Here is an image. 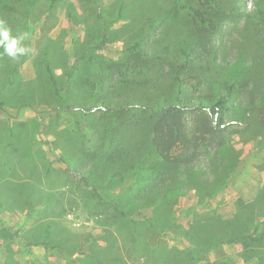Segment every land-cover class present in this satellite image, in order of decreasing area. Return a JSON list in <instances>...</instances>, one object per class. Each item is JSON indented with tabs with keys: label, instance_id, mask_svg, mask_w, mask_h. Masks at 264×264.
Returning <instances> with one entry per match:
<instances>
[{
	"label": "rangeland",
	"instance_id": "1",
	"mask_svg": "<svg viewBox=\"0 0 264 264\" xmlns=\"http://www.w3.org/2000/svg\"><path fill=\"white\" fill-rule=\"evenodd\" d=\"M220 1L0 0L30 49L0 55V264L260 263L228 235L264 184V0ZM226 85L223 132L164 162L144 107L180 100L191 131Z\"/></svg>",
	"mask_w": 264,
	"mask_h": 264
},
{
	"label": "trees",
	"instance_id": "2",
	"mask_svg": "<svg viewBox=\"0 0 264 264\" xmlns=\"http://www.w3.org/2000/svg\"><path fill=\"white\" fill-rule=\"evenodd\" d=\"M201 5L215 11L219 20H223L226 14L220 0H199ZM181 8L189 11L195 25L204 31L214 28L215 22L209 19L205 13L188 6ZM226 17V16H225ZM188 69L187 65L180 66L176 73L178 83L182 82L179 76L181 70ZM235 87L226 85L224 92L213 97H206L204 104L200 102L192 109L196 120L200 119V125L190 131L186 123L187 112L190 109L180 100L173 104H167L158 110L145 108V112H151L154 118L152 144L160 158L170 164L192 165L199 156V149L208 137L217 136L225 128V115L229 110L228 102L234 97ZM178 94H181L179 91ZM264 103V101H263ZM71 107L68 108V110ZM209 110V111H208ZM255 110V109H254ZM111 112V109H104ZM262 122H264V104L256 109ZM214 119L211 120V116ZM235 223H240L239 232L229 236V242L240 244L245 253L251 252L259 264H264V184L260 188L255 201L250 203H239L236 215L232 218ZM238 223V224H239ZM10 234L11 232L8 231Z\"/></svg>",
	"mask_w": 264,
	"mask_h": 264
},
{
	"label": "clouds",
	"instance_id": "3",
	"mask_svg": "<svg viewBox=\"0 0 264 264\" xmlns=\"http://www.w3.org/2000/svg\"><path fill=\"white\" fill-rule=\"evenodd\" d=\"M28 39L27 33H20L13 35L8 21L0 18V55L16 60L21 56L27 54L30 49L24 45V41Z\"/></svg>",
	"mask_w": 264,
	"mask_h": 264
}]
</instances>
